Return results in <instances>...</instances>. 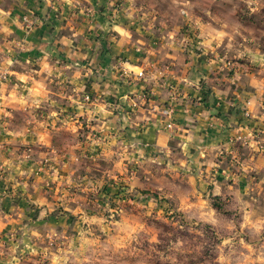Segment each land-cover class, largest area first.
<instances>
[{
	"label": "crops",
	"instance_id": "crops-1",
	"mask_svg": "<svg viewBox=\"0 0 264 264\" xmlns=\"http://www.w3.org/2000/svg\"><path fill=\"white\" fill-rule=\"evenodd\" d=\"M188 5L79 0L70 7L60 0L51 5L0 0V29L10 32L0 31V63L7 57L13 62L7 72L39 73L33 80H43L49 89L48 100L39 106L33 100L0 102V154L5 159L15 154L26 173L12 172L10 180L9 171L0 170V223L5 225L0 264H6L12 244L22 238L28 242L21 231L25 228L45 237L32 238L40 253L49 236L65 246L128 234L173 212L187 221L228 227L227 237L251 246L252 260L264 263L258 259L264 256V229L257 236L249 224L264 219V122L245 107L264 94V7L253 13L245 0H188ZM113 25L131 38L113 31ZM45 62L53 69L51 76L41 71ZM124 63L143 69V76H126ZM0 83L7 84L6 97L14 86L18 96L28 97L16 76L0 75ZM69 97L85 108L97 101L110 105L108 120L129 117L116 141L122 147L106 150L92 144L89 137L104 139L96 130L98 118L80 115L83 109ZM168 121L173 128L166 126ZM22 130L26 143L9 135ZM189 132L193 140L185 152L180 144ZM162 133H171L170 155L159 147ZM40 135L46 144L39 142ZM233 147L236 158L227 153ZM124 149L129 158L121 161L118 153ZM214 196L227 198L235 218L216 212ZM23 249L20 243L12 264L30 263L32 255Z\"/></svg>",
	"mask_w": 264,
	"mask_h": 264
},
{
	"label": "clouds",
	"instance_id": "clouds-1",
	"mask_svg": "<svg viewBox=\"0 0 264 264\" xmlns=\"http://www.w3.org/2000/svg\"><path fill=\"white\" fill-rule=\"evenodd\" d=\"M62 4H67L70 7L76 6L79 4V0H60ZM131 3V0H129ZM174 3L180 4L183 3L185 7H190L188 5V0H173ZM245 3L248 5L251 12L255 13L258 12L260 7H264V2L262 0H245ZM46 4L51 5V0H46ZM0 14H3L2 11H0ZM187 15V13H185ZM131 18V17H129ZM113 31H116L119 33L122 37L125 39H130V33L120 27L119 25H113L112 28ZM0 31L5 32L6 34H10L9 30L7 28L0 29ZM65 44H70L71 41L68 39H65L63 41ZM12 43H16L15 41H12ZM7 47H9V51H11L10 45L7 44ZM17 47H21V45L16 44ZM0 54H4V47H0ZM13 62L10 58L5 57L2 63H0V75H4L7 73V75L16 76V78L23 82L25 90L28 92V97L24 96H18L17 94V87L14 86L11 89V93L9 96H5L4 93L7 90V84L0 83V102H7V103H19L21 105L27 104L29 100H33V103L35 106H39V103L41 100H48L49 97V89L44 84L43 80H33V75H39V73H27V74H20L16 72H7V67L11 65ZM122 67L126 70L125 75L126 76H132L134 75V79H139L143 76V69L133 67L131 64L124 63L122 64ZM42 72H46L48 76H51L53 73V69L49 66L48 63H43L41 67ZM91 74L90 72L88 73ZM80 72H76L75 78H79ZM28 82L32 83V87H28ZM188 83H191L189 81ZM78 91H83V88H79ZM125 100H127V97H124ZM69 100L76 104L79 109H83L79 114L86 116L88 120L96 119L98 118V125L99 127L96 129L98 131H101L104 134V139L102 140H95L92 137H89V140L92 144H100L102 147H104L106 150H110L113 146L116 147H122V145H117L116 141L119 139V133L121 129H123L124 125H127L130 123V118L125 117H113L111 120H108V117L112 116L111 106L102 102L97 101L94 104L90 105L89 108H85L84 104L79 103L78 100H72L71 97H69ZM85 100H87V97H85ZM50 103H55V101H49ZM245 107H247L249 113L253 115L254 118L260 119L262 122H264V114L257 115L259 112V109L264 108V94L261 96L254 97L252 100H250ZM90 109V110H89ZM3 110V103H0V112ZM50 116L55 117L57 116L56 112H51ZM123 120V124H119L120 120ZM134 123V122H133ZM119 124V126H117ZM168 127L171 129L173 128V125L169 124ZM116 131V136H112V131ZM71 131L73 133L77 132V127L74 125L71 127ZM9 135L15 137H20L22 143H26V141L23 140V136L25 135V130L19 131V132H10ZM171 133L165 135L161 134V138L158 141L159 147L162 151L165 152L166 155H170V150L167 147V141L170 138ZM249 136H251V133L249 132ZM193 140L192 134L189 132L187 135L182 137V142L180 144V147L185 152L187 151V148L189 146V143ZM39 142L40 143H47L46 136L40 135L39 136ZM251 147L256 148L255 144H252ZM109 155H117V153H111L109 151ZM120 156L121 161L123 159L129 158L126 155V149L124 151L118 153ZM140 155L143 156L142 151L140 152ZM20 158L15 157V154H12L11 158L5 159L2 154H0V170H7L9 171V179L13 180L14 177L11 175L12 172H15L16 174L20 176L26 175L21 169L18 163H16L17 160ZM28 159L27 154L23 158V160ZM74 159V157H73ZM23 160H20V163H23ZM186 166V162H185ZM53 177L55 178V170H53ZM71 183V180L68 181ZM17 186H20L17 184ZM25 188H27V185H24ZM39 203H46V201H39ZM43 215V214H42ZM249 224H251V227L255 230V234L259 236L262 229H264V219L259 220L257 223L253 224L251 221H249ZM5 225L3 223H0V231L3 230V227ZM24 233V236L27 237L28 242L26 243L25 240L22 238L20 242L12 244L10 250H9V258L7 259L6 264H12V261L16 259L15 252L17 248H19V244H24L23 251L29 252L32 256H35L37 254L42 253L43 256L50 261V264H67V261L69 257L72 259V264H90V262L95 258V255L98 251H105L106 248L103 249H97L93 248L89 245H82L80 248H73L72 244L69 243L66 247H57L55 251L51 250V244H49L47 247L40 248V253H38L37 249L39 247L38 244L32 242V238L35 237L37 241H43L45 237L41 236L39 232L34 230H27L22 229L21 230ZM29 231H31V235H29ZM48 239L52 241V243H55L52 236H49ZM132 239L131 236L129 237H122L120 242L116 244V250H119L123 245H126L129 240ZM225 243H231L230 241H225ZM3 244H0V258L4 257L5 253L2 250ZM252 248L249 246V252L251 253ZM90 253L89 255H85V253ZM247 259V258H246ZM258 259L264 260V256L258 257Z\"/></svg>",
	"mask_w": 264,
	"mask_h": 264
},
{
	"label": "rangeland",
	"instance_id": "rangeland-1",
	"mask_svg": "<svg viewBox=\"0 0 264 264\" xmlns=\"http://www.w3.org/2000/svg\"><path fill=\"white\" fill-rule=\"evenodd\" d=\"M228 233V227L187 221L173 212L155 216L128 234L117 232L84 238L72 246L107 249L98 251L90 264H264L252 260L253 253L237 237H227ZM129 236L132 239L116 250L121 238ZM53 240L55 243L47 241L52 251L63 246L61 240ZM29 258L31 264H50L42 253ZM67 264H72L71 257Z\"/></svg>",
	"mask_w": 264,
	"mask_h": 264
},
{
	"label": "trees",
	"instance_id": "trees-1",
	"mask_svg": "<svg viewBox=\"0 0 264 264\" xmlns=\"http://www.w3.org/2000/svg\"><path fill=\"white\" fill-rule=\"evenodd\" d=\"M227 198L214 196L212 197L211 204L218 214L224 218L233 219L236 215L233 214L231 209H228Z\"/></svg>",
	"mask_w": 264,
	"mask_h": 264
},
{
	"label": "built area",
	"instance_id": "built-area-1",
	"mask_svg": "<svg viewBox=\"0 0 264 264\" xmlns=\"http://www.w3.org/2000/svg\"><path fill=\"white\" fill-rule=\"evenodd\" d=\"M23 21H24V23H25L24 25H25L26 28H30V27H31L32 23L27 19V17H24V18H23ZM169 110H170V109H169ZM169 110H167V112H171V111H169ZM169 124H172V122H171V121L166 122V126H167V127H168ZM236 142H237V141H234V140L231 141L232 145H235ZM257 147H258V151H261V150L263 149V146H262L261 144H258ZM234 148H235V147H233V148H232L230 151H228L227 153H228V154H232V155H233V158H236V157H235L236 152H235ZM221 152H222L221 155H223L224 150H222Z\"/></svg>",
	"mask_w": 264,
	"mask_h": 264
}]
</instances>
